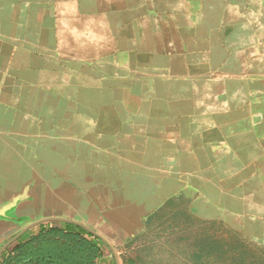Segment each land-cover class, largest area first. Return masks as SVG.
I'll return each instance as SVG.
<instances>
[{"label": "crops", "instance_id": "obj_1", "mask_svg": "<svg viewBox=\"0 0 264 264\" xmlns=\"http://www.w3.org/2000/svg\"><path fill=\"white\" fill-rule=\"evenodd\" d=\"M251 2L0 0V250L50 217L114 247L173 201L235 228L264 215Z\"/></svg>", "mask_w": 264, "mask_h": 264}, {"label": "rangeland", "instance_id": "obj_2", "mask_svg": "<svg viewBox=\"0 0 264 264\" xmlns=\"http://www.w3.org/2000/svg\"><path fill=\"white\" fill-rule=\"evenodd\" d=\"M251 1L256 11L260 2ZM228 4L229 0H221V5ZM44 212V215L50 213ZM253 218L251 224L246 222V228L229 227L223 221L201 220L190 212L188 204L173 201L154 220L147 222L143 234L126 239L114 248L119 264H230L227 251H235L237 247L259 260L264 256V221L258 219L264 220V215L253 214ZM235 231L241 238H236ZM219 249L226 253L222 261L215 256ZM106 255L101 264H116L114 255L113 258L107 252Z\"/></svg>", "mask_w": 264, "mask_h": 264}, {"label": "trees", "instance_id": "obj_3", "mask_svg": "<svg viewBox=\"0 0 264 264\" xmlns=\"http://www.w3.org/2000/svg\"><path fill=\"white\" fill-rule=\"evenodd\" d=\"M37 230V232L34 230L28 232L14 243L9 255L5 257L8 254L6 253L0 258V263L101 264L105 257V248L107 249L105 244L78 226L50 223L37 227ZM235 232L233 234L236 238H241V235ZM236 240L240 244V241ZM237 248L235 251H227L230 253L228 256L230 264H264V256L255 260L247 250H242V248L237 250ZM219 250L215 256L222 261L226 253L222 249ZM109 255L112 257L110 252Z\"/></svg>", "mask_w": 264, "mask_h": 264}, {"label": "water", "instance_id": "obj_4", "mask_svg": "<svg viewBox=\"0 0 264 264\" xmlns=\"http://www.w3.org/2000/svg\"><path fill=\"white\" fill-rule=\"evenodd\" d=\"M47 222H64V223H70V224H74L77 225L81 228H83L84 230L90 232L91 234H93L94 236L98 237L100 240L104 241L108 247L111 249L114 257H115V261L116 264H119V260L118 257L116 255V250L115 248L111 245V243L109 241H107L104 237H102L101 235H99L96 231H94L92 228H90L89 226L79 222V221H75V220H70V219H66V218H59V217H50V218H45L42 220H39L33 224H31L30 226L26 227L20 234H18L15 238H13L11 241H9L1 250H0V255L3 253V251L13 242H15L16 240H18L23 234H25L27 231H29L31 228L43 224V223H47Z\"/></svg>", "mask_w": 264, "mask_h": 264}]
</instances>
